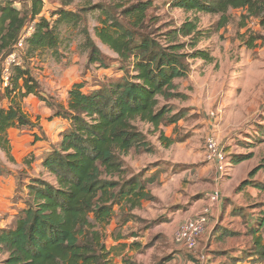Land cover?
Segmentation results:
<instances>
[{
    "label": "trees",
    "instance_id": "1",
    "mask_svg": "<svg viewBox=\"0 0 264 264\" xmlns=\"http://www.w3.org/2000/svg\"><path fill=\"white\" fill-rule=\"evenodd\" d=\"M15 1L0 0V82L3 61L30 24L33 32L24 40L23 64L12 68L9 86L0 89V147L12 160L7 131L36 126L23 110V101L30 95L55 109L53 116L68 126L60 134V142L42 161L54 183L31 178L26 184L25 207L17 213L13 227L0 228V254H6L3 263L110 264L111 250L106 246L104 228L114 217L123 223H143L146 229L157 224L146 222L134 211L141 208L143 201H155L147 185L155 183L159 174L154 172L148 178L140 173L129 176L123 161L132 150L153 152L138 125H147L153 134L158 133L163 147L171 146L174 141L165 137L161 129L175 124L178 117L161 103L185 100L175 81L189 74V61L211 63L213 58L207 50L198 48L203 33L197 17L186 19L179 26H161L159 17L150 12L152 0H102L89 8L99 12L95 38L115 54L123 65V76L90 93L83 92V84L75 83L68 91L65 107L50 103L31 73L29 60L57 50V28L41 16L44 0H28L25 10L15 6ZM74 1L60 0L56 23L79 22V14L67 10ZM170 7L185 14L218 16L217 28L229 23L231 11L241 10L243 22L255 19L264 30V0H174ZM83 35L88 64L106 67V57L87 28ZM258 39L264 41V37ZM2 101L6 108L1 106ZM250 157L237 156L232 163ZM260 170L264 171V164L251 172L243 187L264 191V184L251 180ZM5 174L9 175L10 170L0 163V175ZM244 223L249 241L241 257L232 261L250 259L252 264H260L264 262V209L254 216V225L247 226L248 220ZM214 232L220 241L241 235L222 228ZM167 259L155 264H164Z\"/></svg>",
    "mask_w": 264,
    "mask_h": 264
},
{
    "label": "rangeland",
    "instance_id": "2",
    "mask_svg": "<svg viewBox=\"0 0 264 264\" xmlns=\"http://www.w3.org/2000/svg\"><path fill=\"white\" fill-rule=\"evenodd\" d=\"M101 1L75 0L71 6L67 7V10L77 12L81 18L74 24L56 23L58 16L55 12L60 8V0H44L41 16L47 18L51 25L57 28L60 43L56 51L37 54L35 58L29 60V66L33 77L40 84L42 95L50 103H58L65 107L68 91L75 83L83 84V92L90 93L108 81H116L123 76L121 68L123 65L117 62L115 54L95 38L94 28L98 26L99 12L89 11V8ZM173 1L152 0L153 8L150 12L159 17L161 26L169 24L179 26L186 19L197 17L198 27L203 33L198 48L207 50L213 60L211 63L199 59L189 61V74L175 81L177 91L186 96V99H173L161 103L171 108L172 116L178 117L175 124H166L161 129L165 137L174 141L171 146L163 147L158 141V133L153 134L152 128L147 125H138L147 136L153 152L144 153L142 149L139 152L130 151L123 158L127 175L140 173L144 178H148L157 170V172L166 171L162 176L163 183L160 184L158 181L154 183V186L157 188H155L156 193L159 190L170 194L173 202L178 201V196L185 197V202L194 203L205 194L211 196L216 189L214 183L212 184L208 176L204 178L205 175L197 173L196 169L210 165L212 167L210 172L217 174L214 164L211 165L206 161L207 138L212 136L232 165L223 177L218 192L223 198H228L234 206L244 207L246 215L252 213L254 216L264 209V191L251 189V186L243 187L242 183L250 179L249 176L254 169L264 164V41L258 39L264 37V30L255 19L243 22L241 10L231 11L229 23L225 27L217 28L218 16L203 13L185 14L181 10L171 9L170 4ZM15 6L25 10L28 0H16ZM242 23L244 26L241 25ZM84 28L88 29L92 39L106 57V67L88 64L87 51L84 48ZM29 34L30 31L27 29L26 35ZM250 43L252 47L249 46ZM22 48L18 46L13 50L19 57L20 65L23 64L24 58ZM1 106L6 108V102L2 101ZM45 107L54 115L55 109L48 108L37 97L30 95L24 99L23 110L36 126L32 129L22 127L7 131V139L10 141L9 154L11 157L14 156V162L13 157L9 160L0 147V163H3L1 165L10 168L16 177L15 185H12L13 178L0 177V183L4 187L8 181L13 186L12 189H15L14 192L11 190L10 195L0 192L2 196L0 228L13 227L15 218L12 219L11 215H17L25 207L26 184L31 178L54 183V178L43 170L42 162L40 164V159L43 161L46 153L42 156L39 154L34 156L35 152L32 151L33 149L30 150V146H33L32 136L45 139L40 127L41 116L44 119L48 114V111L43 113ZM53 115L49 120L54 118ZM31 132H34V135ZM23 135L29 136V139L26 138L23 142L25 146L21 152L11 142L15 137ZM60 136L58 135L54 144L49 139L50 151L53 145L60 142ZM242 155L251 157L233 167L232 158ZM1 178L4 180L2 181ZM251 180L264 184V171H258ZM168 182L170 185L166 189ZM150 185H147L149 192H151L148 190L151 188ZM240 187L243 188V193L237 196ZM245 194L246 197H243ZM260 205L263 207H257ZM157 209H162V202L152 201L151 205L141 207L139 211H134V214L146 222H156L157 224L153 227L155 228L160 220L151 216ZM115 210L118 212V207H115ZM199 212L191 215L190 219L196 217ZM210 222H207L204 232L199 237L196 249L187 252L174 242V236L179 227L173 232L171 239L167 236L164 238L161 234L157 235L153 230L150 231L153 228L146 229L143 223L137 221L123 223L116 216L104 228L106 246L111 250L110 264H129L130 262L155 264L161 262L162 258H166L164 254L170 252L174 245L187 255L186 259L193 261V264H198L199 257L208 256L211 251L200 243L202 239H206L215 221ZM163 227L167 231V226ZM236 228L239 229L238 232H245L243 226ZM159 230L161 229L155 232ZM202 243L206 245V240ZM5 258L6 254H0V264H4ZM211 263L212 259H209L207 264Z\"/></svg>",
    "mask_w": 264,
    "mask_h": 264
},
{
    "label": "crops",
    "instance_id": "3",
    "mask_svg": "<svg viewBox=\"0 0 264 264\" xmlns=\"http://www.w3.org/2000/svg\"><path fill=\"white\" fill-rule=\"evenodd\" d=\"M47 112L48 114H46V117L43 119V117L41 116V122H40V128L41 132L44 134V138L45 139H40L39 136H32L31 139H33V146H30V150L33 149L32 151L35 152L36 156L37 154L39 155H43V153H49V144L50 142L52 144L55 143L56 139H58V135H60L62 133V131L65 130L66 126L68 125L66 121L54 117L51 120H49V118L52 117L53 112L49 111L46 107L43 110L44 112ZM48 117V118H47ZM60 127H62L60 129ZM60 129V130H59ZM12 130V129H11ZM10 131V129H9ZM8 131V132H9ZM7 132V133H8ZM32 135H34V132H31ZM56 135V136H55ZM35 137H37V140H35ZM26 138L29 139V136H21V137H15L13 139V142H11L12 144H14V146H17L19 148V151L23 152L24 150V146L25 144H23V142L26 140ZM51 139V141L49 140ZM45 140V141H44ZM50 141V142H49ZM10 142V141H9ZM12 155V153H11ZM13 157V162L15 161L14 156ZM11 157V158H12ZM42 162V159H40V164ZM2 163V162H1ZM3 164V163H2ZM229 164H230V168H232V165L230 163L229 160ZM241 163L238 164H234L233 167L236 165L238 166ZM7 167V166H6ZM10 170V168H9ZM43 170L46 171L45 168H43ZM197 173L201 174L202 176H204V178H210L212 184L214 183L216 189L213 190L217 191L218 187L221 185V182L223 180L222 179H217V174H215L214 172H210L212 171V167L210 165H207L206 167H201L199 169H196ZM229 170V169H228ZM158 171V170H157ZM155 171V172H157ZM47 172V171H46ZM166 171L163 172H157L158 175V179L156 180V182L159 181V183H163V179L162 176ZM154 173V172H153ZM191 173V172H190ZM48 174V173H47ZM49 175V174H48ZM173 175V174H172ZM190 175V174H189ZM7 176L8 178H13V182L12 185H15V181H16V177H15V173L10 170V174L9 175H0V177H4ZM208 176V177H206ZM2 181L4 180V178H1ZM18 180H20L18 178ZM54 180V179H53ZM157 184V183H156ZM155 184H151L148 188V190H151L150 194L155 198V201L157 202H162V209H157L154 212V215H152L151 217H157L160 221L159 225H157L155 228L153 229H149L150 231L153 230L154 233H156L157 235H162L164 238L167 236L168 238L171 239V236L173 234V232L180 227V225L183 224V222H185L186 220H189L191 215H193L195 212H199L200 209L204 208L205 206L209 207V215H208V223L211 221H215L213 224V227L211 228V230H209L208 235L206 236V245H204L202 243V241H205L204 239L201 240V244L203 246H206L207 249L210 248V254L208 255L209 259H212V263L211 264H252L249 260L244 261V262H238V261H232L233 259L236 260L237 258H240L241 255L243 254V249L245 247V244L249 241L248 237L245 236V232H246V225L244 223V221L248 220V224L247 226L250 225H254V216L253 214H247L245 213V210H243L241 212V208L244 209V207H238V206H234L233 203L231 204L229 202L228 198H223V196L221 195V193H219V198L217 199V201L212 202L210 200V195L209 194H205L203 195V197H200L197 199V201L194 202H185L184 199L185 197H179L178 196V201L173 202L172 199L170 198V194H165L164 192H160L159 190L156 193V187L154 186ZM166 189L169 188L170 182H168ZM13 186H11V184L7 181L6 186L4 187L1 183H0V192H4V193H8V195L11 194V190ZM156 188V189H155ZM240 191L237 192V196H239L241 193H243V188H239ZM248 189V188H246ZM254 189V188H251ZM247 193H250L249 191H246ZM212 195V193H211ZM1 197L0 196V201H1ZM243 197H246V194L243 195ZM13 198V196H12ZM152 201H143L141 203V207L145 208L149 205H151ZM150 203V204H149ZM9 204V202H8ZM181 205V206H178ZM189 205V206H188ZM262 205L258 206L261 207ZM251 207V206H249ZM255 207V206H254ZM263 207V206H262ZM262 209V208H261ZM139 211V210H137ZM203 211V210H202ZM200 211V212H202ZM199 212V214H200ZM197 214V213H196ZM195 214V215H196ZM198 214V215H199ZM194 215V216H195ZM246 216V219L244 220L243 217ZM12 219H14L16 217V215H11ZM145 218V217H144ZM217 218V220H216ZM229 220V222H227ZM14 222V220H13ZM210 222V223H211ZM164 225H166V230L163 227ZM243 226L245 232H240L241 235L237 236V237H224L221 241L216 239L217 233H215L214 231L218 228H222L226 231H233V232H238V228L236 227H240ZM157 229H161L159 230V232H155ZM240 240V241H237ZM210 244V245H209ZM170 252H167V254H164V256L167 259V261L165 262L166 264H193V261H189L188 259H186V254L184 252H182V250L178 249L176 245H174L173 249L171 248V250H169Z\"/></svg>",
    "mask_w": 264,
    "mask_h": 264
},
{
    "label": "built area",
    "instance_id": "4",
    "mask_svg": "<svg viewBox=\"0 0 264 264\" xmlns=\"http://www.w3.org/2000/svg\"><path fill=\"white\" fill-rule=\"evenodd\" d=\"M29 29L30 34L33 32V25H30L28 28H26L23 32L22 37L20 38L16 47H23L24 40L30 35H26V31ZM14 48V49H15ZM20 61L19 57L16 54L15 51H12L3 61V69H2V77L0 82V89H3L7 86H9V77L11 74V70L14 66H19ZM207 156L206 161L209 164H214L216 167V173H217V179H221L225 176L226 172L230 168L229 159L223 152V150L219 147V144L217 140L209 136L207 138ZM219 198L218 190L214 191L212 195L210 196V200L212 202L217 201ZM209 207H205L204 210L197 215L196 217L186 220L183 222L182 225L177 229L175 236H174V242L176 245L182 247L187 252H192L194 249H196L198 239L202 235V233L205 230V227L207 226L208 222V215H209ZM209 258L206 255H201L198 259V264H207Z\"/></svg>",
    "mask_w": 264,
    "mask_h": 264
}]
</instances>
